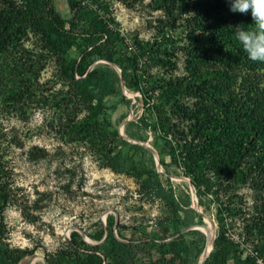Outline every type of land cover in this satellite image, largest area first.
Returning <instances> with one entry per match:
<instances>
[{"label": "rangeland", "instance_id": "1", "mask_svg": "<svg viewBox=\"0 0 264 264\" xmlns=\"http://www.w3.org/2000/svg\"><path fill=\"white\" fill-rule=\"evenodd\" d=\"M80 1L120 36L114 61L94 56L87 63L89 70L114 72L115 90L95 103L100 132L118 131L115 150L132 158L138 176L114 170L97 151L100 146L74 139L72 105L66 112L56 105L68 88L58 76L79 62L83 44L73 42L62 63L47 60L45 41L26 20L28 0H0L2 20L17 21L0 42L10 44L0 52V183L9 193L3 212L7 246L18 256L32 253L25 264H47L60 250L67 252L62 264H80L68 245L72 238L79 253L87 250L83 239L111 258L115 248L106 227L112 219L114 237L127 245V264H154L159 258L160 264H264V171L209 172L212 186L205 188L172 157L174 152L180 158L186 142L200 140L196 112L217 116L220 111L211 91L219 88L222 98L236 93L255 113L264 108V62L257 68L228 67L199 23L207 19L197 10L203 1ZM52 3L68 27V0ZM204 81L206 89L200 87ZM143 115L156 125L144 127ZM176 204L194 209L191 221L185 222ZM206 219L214 223L215 236L204 257ZM190 224L197 227L181 233ZM220 233L225 247L218 243ZM177 237L173 258L166 243Z\"/></svg>", "mask_w": 264, "mask_h": 264}, {"label": "trees", "instance_id": "2", "mask_svg": "<svg viewBox=\"0 0 264 264\" xmlns=\"http://www.w3.org/2000/svg\"><path fill=\"white\" fill-rule=\"evenodd\" d=\"M196 1L204 2L202 10H197L201 11L207 19L201 18L199 23L209 33V36L211 35V42L217 50L216 55H222L227 59L228 67L238 64L249 68L260 67L262 62L250 60L242 44L235 37V26L243 24L247 28L253 23L250 12L248 14L234 13L230 10L231 3L226 4L224 0ZM68 4L72 11L68 27L66 20L55 9L52 0H28L27 5L29 14L26 20L35 26L45 41L47 60L56 59L62 63L65 53L73 42L79 41V44H83L79 62L73 64L68 69L69 72L63 71L58 76L63 87L68 88L62 91V98L56 105L64 112L69 109L70 104L72 105L71 110L74 117L69 121L71 122L70 133L73 134L74 139L100 146L97 151L104 153L114 170L138 176L132 171V158L124 156L120 150H115V138H120L118 131H109V136L105 132H100L102 127L95 103L103 101L115 90L114 72L108 67H96L89 70L87 63V58L94 56L114 61L120 36L109 26L104 17L89 13L87 6L83 5L80 0H68ZM2 17L6 16H0V42L3 39L7 40L10 28L13 23H17V21L2 20ZM9 46L10 44H0V52L7 51ZM122 72L125 76V67H122ZM201 84L200 87L203 89L208 87L206 81ZM221 94L223 91L219 88L211 91L210 100L218 103L220 108L217 116L202 110L195 113L200 140L189 144L186 142L179 159H177L178 154L172 153L174 161L193 174L198 184L205 188L212 186L209 172L230 174L235 171H244L247 168L264 171V108L255 113L246 101L238 100L236 93H230L225 98H222ZM48 97L47 95V100ZM164 99L166 102L170 101L171 94L166 92ZM154 109L160 126H162L163 116L160 114V109L156 104ZM84 111L88 113L82 115ZM67 119H70V116H67ZM140 123L144 127L149 124L156 125L145 115L140 117ZM8 197V191L0 183V264H25V261L32 257V253L18 256L17 251L10 249L4 241L3 212ZM175 207L178 210L183 209L179 204ZM183 211L185 222L191 221L194 217V209L186 208ZM113 226L114 221L110 219L106 229H108V237H112L114 242L115 249L111 258L99 250L98 244L89 245L83 239L81 243L87 246V250L79 253L75 247L76 240L72 238L68 245L76 250L75 259L80 264H127V245L114 237ZM179 239L177 237L166 243L170 246L169 252L173 254V258L178 256V250L174 246L177 245ZM217 240L219 245L223 247L227 245L222 233L219 234ZM65 253L67 252L60 250L56 257L47 264H62V256ZM161 259L153 263L160 264Z\"/></svg>", "mask_w": 264, "mask_h": 264}, {"label": "clouds", "instance_id": "3", "mask_svg": "<svg viewBox=\"0 0 264 264\" xmlns=\"http://www.w3.org/2000/svg\"><path fill=\"white\" fill-rule=\"evenodd\" d=\"M230 10L248 14L253 23L235 26V37L252 61L264 62V0H231Z\"/></svg>", "mask_w": 264, "mask_h": 264}, {"label": "bare ground", "instance_id": "4", "mask_svg": "<svg viewBox=\"0 0 264 264\" xmlns=\"http://www.w3.org/2000/svg\"><path fill=\"white\" fill-rule=\"evenodd\" d=\"M201 229L204 231V233L207 236V245L205 247V252L204 255L208 254V252L211 250L213 239L215 236V227H214V223H212V221H210V219H206V223L204 225L201 226Z\"/></svg>", "mask_w": 264, "mask_h": 264}, {"label": "water", "instance_id": "5", "mask_svg": "<svg viewBox=\"0 0 264 264\" xmlns=\"http://www.w3.org/2000/svg\"><path fill=\"white\" fill-rule=\"evenodd\" d=\"M108 62H111V61H109V60H107ZM195 227H197V225H194V224H190L189 226H187L186 228H184L182 231H181V233L182 232H185L186 230H189V229H191V228H195ZM206 256V255H205ZM204 256V257H205ZM202 263V262H201Z\"/></svg>", "mask_w": 264, "mask_h": 264}]
</instances>
